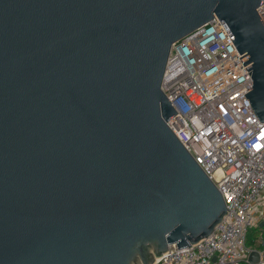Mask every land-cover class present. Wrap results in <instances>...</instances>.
Wrapping results in <instances>:
<instances>
[{"label":"water","instance_id":"water-1","mask_svg":"<svg viewBox=\"0 0 264 264\" xmlns=\"http://www.w3.org/2000/svg\"><path fill=\"white\" fill-rule=\"evenodd\" d=\"M263 3L0 0V264H154L208 238L229 209L167 124L164 74L215 18L264 123Z\"/></svg>","mask_w":264,"mask_h":264},{"label":"built area","instance_id":"built-area-1","mask_svg":"<svg viewBox=\"0 0 264 264\" xmlns=\"http://www.w3.org/2000/svg\"><path fill=\"white\" fill-rule=\"evenodd\" d=\"M257 13L264 23V3ZM162 90L177 114L167 121L212 180L229 209L203 241L177 249L154 264H264V249L248 234L264 223V123L245 94L252 77L214 18L172 47Z\"/></svg>","mask_w":264,"mask_h":264},{"label":"rangeland","instance_id":"rangeland-1","mask_svg":"<svg viewBox=\"0 0 264 264\" xmlns=\"http://www.w3.org/2000/svg\"><path fill=\"white\" fill-rule=\"evenodd\" d=\"M252 230H255L256 231L258 229H252ZM260 239H263V233L260 230H258L257 232H254V233H253V231L250 230V232L248 234V245L249 246L251 245V246L257 248V246H255L253 244L256 243Z\"/></svg>","mask_w":264,"mask_h":264},{"label":"crops","instance_id":"crops-1","mask_svg":"<svg viewBox=\"0 0 264 264\" xmlns=\"http://www.w3.org/2000/svg\"><path fill=\"white\" fill-rule=\"evenodd\" d=\"M264 224V223H263ZM259 228H262L261 232L263 233V239L258 240L253 245L257 246L258 249H264V225L260 226ZM252 229H258V228H252ZM251 248H255L253 246H250Z\"/></svg>","mask_w":264,"mask_h":264},{"label":"trees","instance_id":"trees-1","mask_svg":"<svg viewBox=\"0 0 264 264\" xmlns=\"http://www.w3.org/2000/svg\"><path fill=\"white\" fill-rule=\"evenodd\" d=\"M258 230H260V231H261V230H263V229H261V228H258ZM258 230H256V231H255V230H252V229H251V231H253V233H254V232H257ZM252 242H253V241H252ZM250 246H251V245H250ZM243 264H246V263H243Z\"/></svg>","mask_w":264,"mask_h":264}]
</instances>
